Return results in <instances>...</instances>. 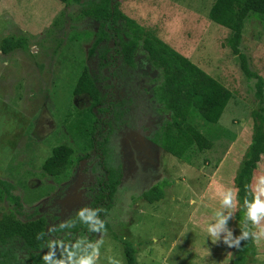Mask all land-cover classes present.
Returning <instances> with one entry per match:
<instances>
[{
    "label": "rangeland",
    "instance_id": "374dc122",
    "mask_svg": "<svg viewBox=\"0 0 264 264\" xmlns=\"http://www.w3.org/2000/svg\"><path fill=\"white\" fill-rule=\"evenodd\" d=\"M88 1L70 6L61 0H0V43L11 34L26 40L25 49H0V216L22 221L43 216L47 233L91 206L104 161L120 173V183L102 217L106 232L93 237L104 241L99 264H107L108 255L126 264V244L137 248V264H204L174 241L209 244L197 225L211 220L219 208L215 187L235 186L252 139V111L264 107V94L255 96L257 79L241 70L227 42L229 29L209 17L215 0H111L119 12L231 93L216 123L189 113L190 122L214 146L196 154L198 166L180 160L149 138L165 115L153 100L149 78L139 76L140 47L126 48L124 63H117L109 42L94 45L99 22L80 13ZM241 34L239 49L249 70L262 77L264 90V16L249 12ZM84 68L109 106L96 105L86 93H73ZM59 144L70 146L73 154L63 173L50 176L42 163ZM260 171L264 153L251 181ZM161 182L160 200L141 197ZM228 223L234 231L235 216ZM65 231L69 234L60 235L70 240L74 228ZM255 244L253 264H264V240Z\"/></svg>",
    "mask_w": 264,
    "mask_h": 264
},
{
    "label": "trees",
    "instance_id": "16d2710c",
    "mask_svg": "<svg viewBox=\"0 0 264 264\" xmlns=\"http://www.w3.org/2000/svg\"><path fill=\"white\" fill-rule=\"evenodd\" d=\"M61 1L72 6L79 0ZM249 12L264 16V0H215L209 10V17L229 29L228 45L232 52L238 55L244 74L247 77H256L255 96L261 99L264 94L263 79L249 70L246 56L239 49L243 21ZM80 13L99 22L97 43L94 45L100 41L109 42L108 51L115 55L117 63H124L126 48L135 51L136 47H140L137 60L140 67L139 76L149 78L153 100L160 105L165 115L159 120L149 138L164 151L188 164L198 166L197 160H194L196 154L212 149L214 142L190 122L188 115L195 111L205 122L216 123L231 96L230 91L187 57L119 12L111 0L88 1L81 6ZM19 48H26L25 36L11 34L2 38L0 49L3 53ZM73 93H86L96 105L109 106L88 68L83 69ZM252 116V139L234 178L235 187L239 189L241 205L246 193L245 186L251 182L253 170L264 153V107L254 109ZM72 154L73 149L66 144L54 146L51 154L42 163L43 172L50 176L60 175ZM221 157L222 155L215 160L213 167L218 165ZM101 166L103 173L90 207L104 209L99 214L102 219L112 205V197L120 183V173L116 169L106 167L104 161ZM164 185V182H161L151 186L141 193V197L149 202L160 200L164 194ZM234 216V234L238 235L242 208L237 210ZM46 227L47 221L43 216L23 221L8 215L0 216V264H44L42 255L47 248L42 245L45 240H37L36 236L40 232L46 233ZM105 227H108L107 223ZM94 234L78 223L70 240L86 236L93 241ZM255 251L256 244L253 240L243 241L238 249L231 248L230 264H253ZM19 254H22L20 259ZM136 254L137 248L134 245L124 246L126 264H137Z\"/></svg>",
    "mask_w": 264,
    "mask_h": 264
},
{
    "label": "clouds",
    "instance_id": "9594fccd",
    "mask_svg": "<svg viewBox=\"0 0 264 264\" xmlns=\"http://www.w3.org/2000/svg\"><path fill=\"white\" fill-rule=\"evenodd\" d=\"M246 193L240 204L239 189L235 186L217 185L214 198L218 199L219 208L215 210L211 220L204 225H197L206 233L213 244L223 242L229 248H239L243 241L253 240L259 243L264 240V171L253 175L252 181L246 186ZM242 208V219L239 234H234L229 227L237 210ZM102 208L88 206L77 210L75 217L53 225L48 232L37 234V240H45L42 247L47 251L42 255L44 264H99L100 249L103 239L89 240L80 236L74 241L65 240L60 234L68 235L77 224L84 225L89 232L103 234L106 232L105 221L100 218ZM107 264H122L115 255L106 256Z\"/></svg>",
    "mask_w": 264,
    "mask_h": 264
},
{
    "label": "crops",
    "instance_id": "0c3cea01",
    "mask_svg": "<svg viewBox=\"0 0 264 264\" xmlns=\"http://www.w3.org/2000/svg\"><path fill=\"white\" fill-rule=\"evenodd\" d=\"M194 231L198 232L197 229H195ZM182 242L184 243V245L180 242V239H177L174 241V244L177 245V243H180L182 246L186 247L190 252L194 253L197 257L201 258L204 264H230L231 254L229 253V247L225 245L222 241L218 244H213L210 240L209 244L202 245H199L196 242L192 243L191 241L187 243H185L184 241Z\"/></svg>",
    "mask_w": 264,
    "mask_h": 264
}]
</instances>
